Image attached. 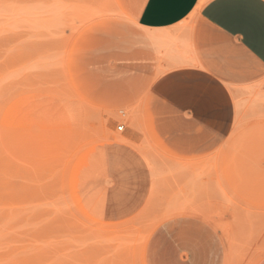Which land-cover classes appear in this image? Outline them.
Wrapping results in <instances>:
<instances>
[{"label": "rangeland", "instance_id": "374dc122", "mask_svg": "<svg viewBox=\"0 0 264 264\" xmlns=\"http://www.w3.org/2000/svg\"><path fill=\"white\" fill-rule=\"evenodd\" d=\"M125 24L114 0H0V264H142L146 234L178 215L210 222L252 264L264 70L224 77L223 94L160 70L126 94L101 71Z\"/></svg>", "mask_w": 264, "mask_h": 264}, {"label": "crops", "instance_id": "0c3cea01", "mask_svg": "<svg viewBox=\"0 0 264 264\" xmlns=\"http://www.w3.org/2000/svg\"><path fill=\"white\" fill-rule=\"evenodd\" d=\"M114 2L130 24L113 64L101 71L122 81L126 94L150 86L160 70L170 72L165 78L193 80L203 94H223L224 77L254 81L264 70V0ZM143 259L144 264H244L210 222L193 215L158 224ZM252 264H264V253Z\"/></svg>", "mask_w": 264, "mask_h": 264}, {"label": "bare ground", "instance_id": "6f19581e", "mask_svg": "<svg viewBox=\"0 0 264 264\" xmlns=\"http://www.w3.org/2000/svg\"><path fill=\"white\" fill-rule=\"evenodd\" d=\"M94 17V16H93ZM96 17V16H95ZM98 17V16H97ZM86 24H88V22L86 23ZM85 24V25H86ZM82 27V26H81ZM77 29V28H76ZM78 29H80V26H79V28ZM78 29H77V31H78ZM76 31V32H77ZM76 32H74V33H76ZM179 211V210H178ZM182 211V210H181ZM185 212H191V213H199L198 211H196V210H186ZM179 213V212H178ZM181 213V212H180ZM152 227V226H151ZM108 228V227H107ZM113 228V227H112ZM125 229V228H124ZM149 230H151L150 228H149ZM152 231V230H151ZM104 232V231H103ZM105 233V232H104ZM110 233V232H109ZM115 233V232H114ZM106 234V233H105ZM112 234V233H111ZM110 234V235H111ZM110 235H108V236H110ZM149 235V234H148ZM148 235L146 234V240H147V237H148ZM107 236V235H106ZM111 237H113V235L111 236ZM115 237V236H114ZM145 240V241H146ZM144 246H145V243H144ZM115 248H117V247H115ZM111 249V248H110ZM110 249H109V251H110ZM118 249L119 248H117V250H115V251H118ZM144 249V248H143ZM114 249H112L111 250V252L113 251ZM114 251V252H115ZM113 255H115V253L113 254ZM120 255H121V253H120ZM122 255L124 256V254H123V252H122ZM112 256V255H111ZM123 256H121V257H123ZM118 257V256H117ZM120 257V256H119ZM125 257V256H124ZM110 258V257H109ZM112 258V257H111ZM115 258V257H114ZM141 258V257H140ZM117 259H119V258H117ZM121 259V258H120ZM124 259V258H123ZM111 260V259H110ZM112 260H114L113 258H112ZM126 260V259H125ZM137 261V260H136ZM142 264H144V259L142 258Z\"/></svg>", "mask_w": 264, "mask_h": 264}, {"label": "built area", "instance_id": "2783aa9c", "mask_svg": "<svg viewBox=\"0 0 264 264\" xmlns=\"http://www.w3.org/2000/svg\"><path fill=\"white\" fill-rule=\"evenodd\" d=\"M123 127H124L123 124H120V125L117 126V129L122 130Z\"/></svg>", "mask_w": 264, "mask_h": 264}]
</instances>
